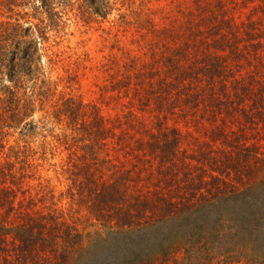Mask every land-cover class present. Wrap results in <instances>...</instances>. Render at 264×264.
I'll use <instances>...</instances> for the list:
<instances>
[{
  "label": "trees",
  "instance_id": "1",
  "mask_svg": "<svg viewBox=\"0 0 264 264\" xmlns=\"http://www.w3.org/2000/svg\"><path fill=\"white\" fill-rule=\"evenodd\" d=\"M118 1L0 0V264H264V79L237 80L218 55L204 57L186 75L198 79L197 107L219 121L209 132L217 155L207 156L204 164H221L220 175H204L199 157L209 151H199L200 177L165 184L150 196L134 190L128 170L103 155L112 130L108 119L73 96L54 97L46 106L59 127L47 144L51 151L60 146L67 151L66 191L78 213L68 215L56 206L49 179L42 178L38 160L45 158L37 160L27 143L13 146L6 140L11 129L22 137L48 130L46 116L34 117L51 89L42 62L48 34L62 32L74 9L90 22L117 9ZM213 44L238 52L224 34ZM259 44L249 43L251 48ZM254 55L262 60L256 48ZM235 120L237 129L227 132ZM121 123V142L135 125L136 133L142 127L141 120ZM175 130L171 139L160 138L161 130L151 134L154 141L147 144L150 153L158 147L162 163L170 161L172 177L188 171L193 157L178 156ZM247 130L255 141L247 142ZM82 207L93 212L98 227L80 226Z\"/></svg>",
  "mask_w": 264,
  "mask_h": 264
},
{
  "label": "rangeland",
  "instance_id": "2",
  "mask_svg": "<svg viewBox=\"0 0 264 264\" xmlns=\"http://www.w3.org/2000/svg\"><path fill=\"white\" fill-rule=\"evenodd\" d=\"M116 8L90 22L74 9L66 16L67 26L62 32L48 34L42 62L47 72L46 85L51 89L45 91L47 97L38 106L43 110L34 117L46 116L49 122L45 128L51 130L22 137L19 130L11 129L6 136L13 146L30 145L37 151V160L45 158L38 160L42 178L49 179L56 206L68 215H78L77 206L66 191L63 165L67 151L63 146L51 151L47 144L51 140L49 134L57 133L59 127L51 115L52 108L46 106L49 100L73 96L85 105H95L112 129L104 139L103 155L128 170L134 177V190L150 196L165 190V184H184L191 175L200 177L201 171L196 167L201 165L199 160L203 159L204 164L207 156L217 155L209 132L219 121H212L202 106L197 107L193 96L200 85L198 79L186 74L199 66L204 57L218 55L237 80L247 82L252 76L264 79V0H120ZM119 13H124V19ZM220 34L233 40L239 53H231L226 45L215 49L213 40ZM249 43L261 44L255 48L263 55L262 60L257 61L255 48ZM123 120H141L142 127L136 133L135 125L121 142L118 137ZM237 123L228 122L227 132L236 130ZM174 129L180 136L178 156L193 157L188 171L180 170L172 177L170 161L162 163L158 147L150 153L147 144L154 141L150 135L155 136L160 130L164 134L160 138L171 139ZM131 135L138 138L137 142L127 139ZM245 137L248 143L255 141L249 130ZM261 143L264 147L262 140ZM199 151L209 152L199 157ZM204 165L205 176L211 171L220 175L224 170L219 163ZM79 215L78 222L84 229L99 226L93 212L84 207Z\"/></svg>",
  "mask_w": 264,
  "mask_h": 264
}]
</instances>
